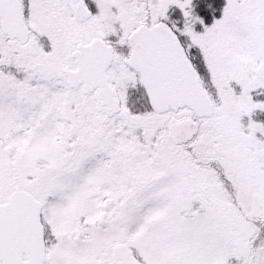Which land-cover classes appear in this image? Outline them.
<instances>
[{
  "label": "snow or ice",
  "instance_id": "1",
  "mask_svg": "<svg viewBox=\"0 0 264 264\" xmlns=\"http://www.w3.org/2000/svg\"><path fill=\"white\" fill-rule=\"evenodd\" d=\"M0 264H264V0H0Z\"/></svg>",
  "mask_w": 264,
  "mask_h": 264
}]
</instances>
